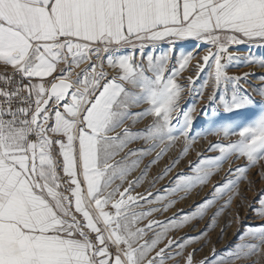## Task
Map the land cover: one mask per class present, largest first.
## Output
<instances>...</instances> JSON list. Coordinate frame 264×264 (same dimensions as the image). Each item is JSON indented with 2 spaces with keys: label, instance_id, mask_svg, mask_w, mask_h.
<instances>
[{
  "label": "snow or ice",
  "instance_id": "obj_1",
  "mask_svg": "<svg viewBox=\"0 0 264 264\" xmlns=\"http://www.w3.org/2000/svg\"><path fill=\"white\" fill-rule=\"evenodd\" d=\"M186 39L212 46L196 65L198 73L211 69L202 87L209 80L216 90L221 83L225 90L232 85L231 98L220 96V105L225 112L245 109L252 115L232 130L218 129L215 134L237 139L210 144L208 151L219 155L198 153L197 161L188 162L190 172L177 173L162 193L133 196V183L120 191L113 187L115 179L123 181L139 164V159L126 164L129 156L143 157L164 145L151 161L157 163L178 136L185 137L182 155L187 154L194 109H180L183 89L175 77L193 56L183 55L179 68L166 77L167 54L158 60L149 55L144 68L133 55L112 53L125 46L143 52L146 44ZM256 42L264 47V0H0V65L11 69L0 73V264H179L177 257L193 264L195 250L185 256L184 249L196 237L176 241L168 233L216 207L213 227L241 196L248 169L264 160V87L255 89L261 97L256 100L240 85L249 74L230 76L222 62L238 59L228 54L229 46ZM105 60L117 75L104 70ZM259 63L264 67V59ZM189 82L195 83L191 77ZM208 100H217L215 93ZM141 103L150 107L130 111ZM257 106L259 112L253 111ZM146 115L155 119L144 130L117 131L125 121ZM139 139L152 141L151 147L115 160ZM232 157L246 159L247 165L229 167L223 182L213 184L190 212L139 226L152 213L172 207L176 201L169 197L184 193L179 197L184 199L207 185ZM179 162L173 160L157 179ZM165 201L163 209L137 211ZM258 204L264 209V198ZM149 232L152 238L145 239ZM237 241L227 255L213 249L212 260L200 264L259 258L264 224L247 225Z\"/></svg>",
  "mask_w": 264,
  "mask_h": 264
},
{
  "label": "rangeland",
  "instance_id": "obj_2",
  "mask_svg": "<svg viewBox=\"0 0 264 264\" xmlns=\"http://www.w3.org/2000/svg\"><path fill=\"white\" fill-rule=\"evenodd\" d=\"M211 47V45L206 43L195 41L185 44L175 43L174 45L171 43H164L161 45H155L154 47L151 44H146L143 52H140L139 49L133 51L131 46H125L112 53L117 57L120 55H133L134 63L144 68H147V57L149 55H152L155 60H158L159 57L167 54L169 59L165 71L166 77L171 74L174 68H179V62L183 55L191 54L193 59L190 60L185 69L179 71V74L175 77V80L182 86L183 89L179 100L180 109L183 111L194 109L191 112L192 126L189 130V136L187 140V143L190 144V147L186 155H182V149L186 144L185 137L178 136V139L172 143V145L168 148V151L163 155L162 158L159 159L157 163L152 164L151 161L156 159L157 152H159L160 148L164 147V145H160L154 151L144 155L143 157H139L138 155L128 157L130 158L129 163H131L133 160L139 159V164L127 174L123 181H121L119 178L115 179L113 187L119 185L120 191H123L125 188L129 187L130 183H133V187L130 190V193L133 196L147 195L148 192H151L153 196L157 193H162L161 189L171 186L170 182L174 179L177 173L190 172L188 162L197 161L198 153H201L204 156L219 155L218 151H208L210 144H227L230 141L235 140L236 136L234 135L225 138L223 132H220L219 135L215 133L218 129L225 126L230 130L234 129L236 125L246 121L248 117L252 115V113L245 109L239 110V114H237V112L229 113L224 111L223 107L219 103L218 98L220 96H225L226 99H230L232 85H228L227 90H225V85L221 83L219 89L216 90L214 88L213 82L209 80L207 86L202 87V85L205 83V80L208 79L207 74L211 69L205 68L203 72L198 73L196 65L198 62L202 63L201 58L207 54L209 48ZM212 51L216 50L212 48ZM228 54L238 58L231 62L225 61L228 63V74L230 76L242 77L245 73H248L249 75L240 81V85L243 89L252 94L256 100H260L261 97L256 94L255 89L258 87H264V72H259L260 69L264 68L260 66L259 63L261 59H264V47H260L258 42L253 44L244 43L239 45H231L229 46ZM252 59H254L256 62H247L248 60ZM81 67H84V65ZM0 70L6 71L11 69H5L4 66L0 65ZM104 70L108 72L110 76L117 75L119 71L118 69L109 67L106 60L104 61ZM77 71H79V69H77ZM146 74L149 76L152 75L151 72H146ZM197 76H199V79H197ZM190 77L195 81V83L189 82ZM35 79L37 78H34V80ZM214 93L217 96V100L210 102L208 97ZM141 105L145 106L142 111L150 107V105L147 103H141ZM259 110L260 108L257 106L253 111L259 112ZM176 115L177 113L173 114L174 125L176 124ZM154 119L155 118L151 115L144 116L143 120H141V122L143 121L142 130L151 125ZM180 121L182 124V115L180 116ZM136 124L137 122L134 123V125ZM204 140H208L207 144H203ZM151 144L152 141L146 143L144 140L139 139L132 142L130 146H132V150L147 149L151 147ZM177 158L180 159V162L174 167L177 168L175 172L176 174L172 175L171 171L166 176H164L163 179H157V177L164 173V169ZM225 163L221 170L211 178L207 185L203 187H197L196 191L200 192V190L204 187H207V191H210L213 184L223 182L228 173L229 167L235 168L237 166L247 165V161L243 165V160H235V157H232ZM138 179L140 182L138 184L134 183ZM240 193L241 196L237 197L233 201L230 208L225 209L221 213L213 227L209 228V223L213 213L217 210L216 207L209 209L207 214L202 219H194L178 230H171L168 233V238L174 239L176 241H181L182 238L196 237V239L188 243L184 249L185 256L189 252H193V250H195L193 264H200V262L205 261L206 258L209 261L212 260L213 249H215L216 253L218 254L227 255L225 250L231 249L234 244L238 242V236L243 232L247 225L264 224V216L260 215V212L264 211V209H261V206L258 204V199L264 198V196L260 195L261 193H264V160L259 161L256 164L255 170L248 169L247 179L242 180L240 183ZM180 196L182 195L178 194L177 196L169 197L170 200L177 199V201L181 203L180 207L179 205L177 207L178 202L175 200L176 203L172 207L168 208L166 211L152 213V215L142 220L139 226L144 227L148 224L149 220H168L169 218L179 214L180 210H183L185 213L190 212L193 209L195 203L188 205L182 201L183 199H179ZM151 198L152 197H149V199ZM204 198L205 197L202 199ZM141 203L143 202L141 201ZM164 203H166V201L155 205L145 204L142 209L138 208L137 211L147 210L151 207L163 209ZM218 206L219 205H217V207ZM253 208H255L256 211H253ZM222 229L223 232L221 231ZM201 233H204V235H201ZM152 236L153 234L149 232L145 239H150ZM160 246L162 247L163 244ZM257 259H259V264H264V253H262L259 258L253 256L250 259L236 261V264H253V261H256ZM177 260L179 261V264H184V260L181 257H177ZM169 264H172V262L170 261Z\"/></svg>",
  "mask_w": 264,
  "mask_h": 264
},
{
  "label": "crops",
  "instance_id": "obj_3",
  "mask_svg": "<svg viewBox=\"0 0 264 264\" xmlns=\"http://www.w3.org/2000/svg\"><path fill=\"white\" fill-rule=\"evenodd\" d=\"M190 42H195L194 40H191V39H186V40H178V41H176L175 43H180V44H185V43H190ZM164 43H170L169 41H167V40H165V41H160V42H157L155 45H161V44H164ZM46 79H48V78H46ZM144 107L145 106H142L141 104L139 105V106H136V107H133V108H131L130 109V111L131 112H133V113H138V112H142V110L144 109ZM144 118V117H143ZM143 118L142 119H139L138 121H136L137 122V124L136 125H134V123H133V120L132 119H129V120H127V121H125V124L122 126V128L121 129H118L117 131H122V129L124 128V127H127V128H129L130 129V131H132V132H139V131H141L142 130V123H143V121L141 122V120H143ZM139 122V123H138ZM200 138H205V137H200ZM237 139V137L235 138V140ZM203 141V140H202ZM134 142V141H133ZM207 142H208V140H204V142H203V144H207ZM131 145V143L122 151V152H120L116 157H115V160L116 161H121L124 157H125V155L130 151V150H132V146H130ZM129 157H131V156H129ZM129 159L130 158H128L127 159V161H125V163L126 164H129V165H131V163H129ZM236 160V159H235ZM241 160H243V165H244V163L246 162L245 161V159L244 158H241ZM245 161V162H244ZM227 162V161H226ZM226 164V163H225ZM225 164H223V165H225ZM237 164V163H236ZM249 169H251V170H255L256 169V166L255 167H250ZM176 170H177V168H173V170H172V175L173 174H176L175 172H176ZM185 173H189V171L188 172H185ZM197 189V188H196ZM196 189H194L190 194H188L187 196H186V198L185 199H183L182 201L183 202H185V203H187L188 205H190V204H192V203H195V204H197V203H199V202H201L203 199V197H205L208 193H209V191H207V187H204V188H202L201 190H200V192H198V191H196ZM162 190L163 189H161V192H162ZM196 192H197V194H196ZM179 194H181L182 196L183 195H185L184 193H179ZM176 201H177V199H175ZM178 202V204H177V207H178V205H179V207L181 206V203L179 202V201H177Z\"/></svg>",
  "mask_w": 264,
  "mask_h": 264
},
{
  "label": "built area",
  "instance_id": "obj_4",
  "mask_svg": "<svg viewBox=\"0 0 264 264\" xmlns=\"http://www.w3.org/2000/svg\"><path fill=\"white\" fill-rule=\"evenodd\" d=\"M214 50H216L215 48H214ZM226 61V58H225V60H222V62H225ZM7 72H11V70H6ZM3 72H5V70H0V73H3Z\"/></svg>",
  "mask_w": 264,
  "mask_h": 264
},
{
  "label": "bare ground",
  "instance_id": "obj_5",
  "mask_svg": "<svg viewBox=\"0 0 264 264\" xmlns=\"http://www.w3.org/2000/svg\"><path fill=\"white\" fill-rule=\"evenodd\" d=\"M259 72L260 73H263L264 72V68L260 69Z\"/></svg>",
  "mask_w": 264,
  "mask_h": 264
}]
</instances>
